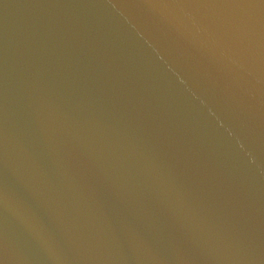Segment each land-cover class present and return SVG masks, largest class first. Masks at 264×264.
<instances>
[{"label":"water","instance_id":"water-1","mask_svg":"<svg viewBox=\"0 0 264 264\" xmlns=\"http://www.w3.org/2000/svg\"><path fill=\"white\" fill-rule=\"evenodd\" d=\"M0 264H264V0H0Z\"/></svg>","mask_w":264,"mask_h":264}]
</instances>
